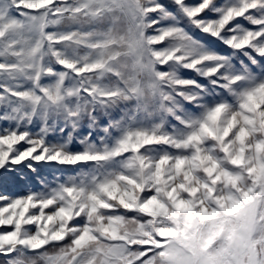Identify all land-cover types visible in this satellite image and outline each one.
Returning a JSON list of instances; mask_svg holds the SVG:
<instances>
[{
    "label": "snow or ice",
    "instance_id": "snow-or-ice-1",
    "mask_svg": "<svg viewBox=\"0 0 264 264\" xmlns=\"http://www.w3.org/2000/svg\"><path fill=\"white\" fill-rule=\"evenodd\" d=\"M0 264H264V0H0Z\"/></svg>",
    "mask_w": 264,
    "mask_h": 264
},
{
    "label": "trees",
    "instance_id": "trees-1",
    "mask_svg": "<svg viewBox=\"0 0 264 264\" xmlns=\"http://www.w3.org/2000/svg\"><path fill=\"white\" fill-rule=\"evenodd\" d=\"M9 191L12 192V193H15V194H17V193H21L22 194L24 189L23 188H12V189H9Z\"/></svg>",
    "mask_w": 264,
    "mask_h": 264
},
{
    "label": "rangeland",
    "instance_id": "rangeland-1",
    "mask_svg": "<svg viewBox=\"0 0 264 264\" xmlns=\"http://www.w3.org/2000/svg\"><path fill=\"white\" fill-rule=\"evenodd\" d=\"M13 194H15V193H13ZM17 194H21V193H17Z\"/></svg>",
    "mask_w": 264,
    "mask_h": 264
}]
</instances>
